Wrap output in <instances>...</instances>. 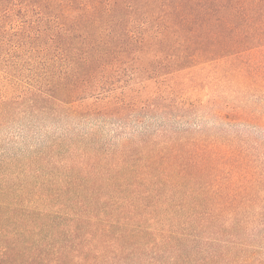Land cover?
Returning a JSON list of instances; mask_svg holds the SVG:
<instances>
[{
    "label": "trees",
    "instance_id": "1",
    "mask_svg": "<svg viewBox=\"0 0 264 264\" xmlns=\"http://www.w3.org/2000/svg\"><path fill=\"white\" fill-rule=\"evenodd\" d=\"M230 90L264 97V0H0V126L143 125L92 153L68 146L66 168L33 186L0 168V264H264V187L238 179L245 159L207 129L168 125L201 110L263 125L223 106Z\"/></svg>",
    "mask_w": 264,
    "mask_h": 264
},
{
    "label": "rangeland",
    "instance_id": "2",
    "mask_svg": "<svg viewBox=\"0 0 264 264\" xmlns=\"http://www.w3.org/2000/svg\"><path fill=\"white\" fill-rule=\"evenodd\" d=\"M231 90L224 95L223 106L229 107L235 103H240L241 106L246 107L251 112L254 111L257 115L264 116V97H251L247 93L236 95ZM191 111L193 109H189L188 113ZM44 118L46 119L23 118L0 126V168L10 174L7 181H3L4 183L12 186L25 180L26 183L28 182L27 185H36L38 179L31 174L44 172L51 169V166L59 167L57 170L66 168L64 159H67L69 155L68 150H66L68 146H71L70 152L82 155L84 149L92 153L98 147L104 148V145L109 142L117 141L119 136L121 139L132 134H139L142 130L141 126H143L128 121L125 124V129H118V121L114 118H79L63 114H60V118L56 119ZM188 119L190 124L168 123L169 128L171 130L188 129L187 126H189L207 129V135L213 134L222 137L232 144L237 153L236 156L246 161L243 166L246 170L241 171L242 168L238 170V179L244 180L242 176H246V171H248L255 180L251 181L254 189L256 190L258 186L264 187V124L226 126L223 123L215 122L213 115L207 114L203 110L199 113H193ZM158 123H160L158 119L147 120V124L151 125L150 129L154 135L156 134L154 125ZM43 158L44 162H42ZM251 183L248 178L245 188H249V190L244 195L251 194L253 186ZM13 190L16 192L15 189ZM10 197L13 199L12 196ZM241 199L243 200V197ZM255 199L261 205V208H256L255 216L259 212V217H264L262 210L264 208V190L257 192ZM249 219L250 221L254 220L251 215H249ZM252 233L261 237L264 235V226L256 223ZM182 250L187 253L195 252V248L192 246L182 247Z\"/></svg>",
    "mask_w": 264,
    "mask_h": 264
}]
</instances>
